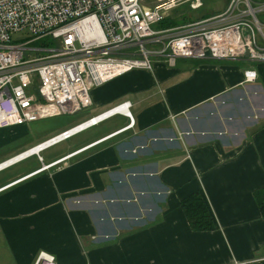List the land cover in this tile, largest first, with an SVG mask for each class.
Masks as SVG:
<instances>
[{
	"label": "crops",
	"instance_id": "0c3cea01",
	"mask_svg": "<svg viewBox=\"0 0 264 264\" xmlns=\"http://www.w3.org/2000/svg\"><path fill=\"white\" fill-rule=\"evenodd\" d=\"M248 68L254 82L245 80ZM91 95L94 115L131 101L134 126L36 171L128 123L116 115L93 126L109 121L107 132L68 152L47 160L42 153L57 144L43 161L33 155L0 171L1 264H34L41 250L56 264H264L256 199L264 190V62L155 60L153 70L135 69ZM18 137L1 136L0 149ZM26 149L6 150L0 162ZM195 192L211 230L193 229L182 208Z\"/></svg>",
	"mask_w": 264,
	"mask_h": 264
},
{
	"label": "built area",
	"instance_id": "2783aa9c",
	"mask_svg": "<svg viewBox=\"0 0 264 264\" xmlns=\"http://www.w3.org/2000/svg\"><path fill=\"white\" fill-rule=\"evenodd\" d=\"M183 4L198 10L204 0H0V128L77 113L93 104V88L135 69L153 70L155 60L170 65L179 58L264 62V2L230 0L210 17L153 27ZM23 33L30 38L14 40ZM47 37L56 45L31 46ZM244 76L254 82L257 71L245 69ZM131 106L123 101L64 129L0 162V171L33 155L43 161L42 151L116 115L128 117L125 126L36 171L54 167L133 127ZM34 264H56V257L41 250Z\"/></svg>",
	"mask_w": 264,
	"mask_h": 264
},
{
	"label": "rangeland",
	"instance_id": "374dc122",
	"mask_svg": "<svg viewBox=\"0 0 264 264\" xmlns=\"http://www.w3.org/2000/svg\"><path fill=\"white\" fill-rule=\"evenodd\" d=\"M230 0H204V6L199 10H191V14L193 15L194 19H202L206 16H211L213 14H218L223 12L226 7L228 6ZM252 2L259 6L261 3L264 2V0H252ZM261 18H264V14H261ZM188 24V23H187ZM157 29H160L161 27L159 25L153 26ZM21 35H24L22 38ZM21 35H15L14 40L19 41H26L30 37H27L26 33H23ZM50 41H52L51 38H43L41 40H38L34 43H32L31 46L37 45V46H48L50 45ZM56 45V42H54ZM47 44V45H44ZM58 45V44H57ZM41 54H45V52H41ZM28 92H31V90H28ZM98 111L94 109V107H87L83 110L74 113V114H63L60 116H54V117H48L43 118L31 123H27L21 126H14L7 129H0V137L6 138V137H16L19 135V137L14 141H8L4 148L0 149V154L4 153L6 150H11L13 152L9 153L5 157L9 156L10 154L17 153L23 149H26L32 145H35L36 143L45 140L59 132H61L64 129H67L84 119L89 118L91 115L96 114ZM109 122V121H108ZM108 122H105L99 126L93 127L91 129H88L72 138H70L67 141H64L60 144H58L55 147H52L50 150H47L43 152V156L47 158V160H50L52 158L57 157L58 154H62L63 152H68L73 147L79 146L81 143L85 142L88 139H92L95 137H98L105 132L108 131L107 124ZM129 129V128H128ZM34 158L29 160L33 161ZM27 161V162H29ZM33 163V162H32ZM66 165L62 163L60 166ZM58 166L57 168H59ZM56 168V167H54ZM54 168L50 169L53 170ZM2 236L0 235V238ZM0 252L3 253V242L0 240ZM1 257V256H0ZM2 262L0 261V264Z\"/></svg>",
	"mask_w": 264,
	"mask_h": 264
},
{
	"label": "trees",
	"instance_id": "16d2710c",
	"mask_svg": "<svg viewBox=\"0 0 264 264\" xmlns=\"http://www.w3.org/2000/svg\"><path fill=\"white\" fill-rule=\"evenodd\" d=\"M191 10L193 9L190 8L188 4H183L178 8H176L170 17L165 18L160 23H158V25L161 28H169V27L180 26L197 20H201V19H194L193 15L191 14ZM207 17L210 16H206L204 18ZM49 44H50L49 46L55 45L54 41H50ZM256 199L260 207V211L264 217V190H259L256 192ZM181 205L193 229L211 230L215 228V223L211 215V212L209 210V207L207 205V202L205 201V199L203 198L200 192H195L190 196L184 198L181 202Z\"/></svg>",
	"mask_w": 264,
	"mask_h": 264
},
{
	"label": "water",
	"instance_id": "95a60500",
	"mask_svg": "<svg viewBox=\"0 0 264 264\" xmlns=\"http://www.w3.org/2000/svg\"><path fill=\"white\" fill-rule=\"evenodd\" d=\"M246 56H248V53L246 54Z\"/></svg>",
	"mask_w": 264,
	"mask_h": 264
}]
</instances>
